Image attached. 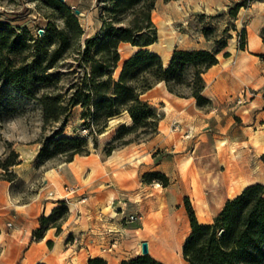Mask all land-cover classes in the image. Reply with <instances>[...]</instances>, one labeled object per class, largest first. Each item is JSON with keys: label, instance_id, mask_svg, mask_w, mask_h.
<instances>
[{"label": "crops", "instance_id": "crops-1", "mask_svg": "<svg viewBox=\"0 0 264 264\" xmlns=\"http://www.w3.org/2000/svg\"><path fill=\"white\" fill-rule=\"evenodd\" d=\"M67 2L80 11L86 38L101 29L95 0ZM263 27L264 22L257 33L246 30L245 49L239 48L236 35L232 37L226 49L231 55L221 54L219 63L205 73L203 94L212 101L210 107L171 94L161 82L142 96L151 103L164 101L158 132L147 142L110 155H104L102 143L100 151L76 155L72 161L48 162L33 172L30 187L35 193L30 195L15 192L11 182L0 180V264H87L91 258L120 264L143 255L144 241L156 260L188 264L183 248L192 228L185 199L201 224H211L229 199L251 185L264 184ZM179 39L184 45L177 49L205 48L200 46L202 37L194 40L179 33ZM160 40L158 30L157 48L149 49L162 58ZM122 45L134 49L126 59L138 50ZM175 50L174 42L170 61ZM126 59L121 53L116 77ZM158 86L160 93L155 92ZM119 116L123 117L118 122H133L127 112ZM177 122L179 130L174 129ZM68 130L65 127L62 135L70 136ZM113 137L114 133L107 141ZM153 171L166 174L170 185L144 182L143 176ZM17 173L27 181L31 178L21 169ZM73 185L79 189L67 192L66 187ZM61 202L69 208L61 231L52 227L42 240L32 241L40 216H49ZM131 215L140 219L132 222Z\"/></svg>", "mask_w": 264, "mask_h": 264}, {"label": "trees", "instance_id": "trees-1", "mask_svg": "<svg viewBox=\"0 0 264 264\" xmlns=\"http://www.w3.org/2000/svg\"><path fill=\"white\" fill-rule=\"evenodd\" d=\"M44 1L60 14L63 27L49 21L44 34L40 35L28 27L15 26L11 18L0 16V106L2 90L12 88L40 103L45 124L63 119V125L72 110L81 106L82 120L89 128L98 126L100 134L111 118L127 112L133 122L130 126L122 125L109 143L106 154L110 155L117 148L114 142L127 134H137L142 129L152 134L158 132L161 114L142 96L161 82L173 95L194 98L199 107L212 105L203 94L204 75L219 63L221 54L226 58L231 55L226 49L232 34L216 39L211 50L176 49L166 66L161 56L149 49L158 42V27L152 17L157 0H99L102 27L85 40L83 48L77 47L85 33L77 9L67 0ZM255 2L264 0L234 2L230 16L237 18L242 8ZM233 28L238 31L235 24ZM212 33V28L203 29L207 39ZM239 36V48L245 49L247 31L243 29ZM262 38L264 40L263 34ZM123 43L138 50L124 61L116 77ZM68 56H73L74 62L69 64L70 70L64 72L62 68ZM65 78H68L67 83ZM62 133L63 130H58L47 139L40 150L41 161L62 154L66 155L65 161H72L76 155L90 154L86 136L70 137ZM95 146H98L97 138ZM19 157V153L12 150L4 161L0 158V168L9 171L18 164ZM262 159L264 161V154ZM143 179L147 183L158 181L164 187L171 183L170 178L159 171L146 173ZM185 204L192 228L183 248L188 264H264V184L251 185L229 199L211 224L199 222L188 198ZM68 213V206L61 202L49 216L42 214L32 241L42 240L52 227L60 232ZM48 245L52 247L53 243L49 241ZM87 264L108 263L102 258H91ZM120 264L164 263L147 254Z\"/></svg>", "mask_w": 264, "mask_h": 264}, {"label": "rangeland", "instance_id": "rangeland-1", "mask_svg": "<svg viewBox=\"0 0 264 264\" xmlns=\"http://www.w3.org/2000/svg\"><path fill=\"white\" fill-rule=\"evenodd\" d=\"M85 1L87 4L91 2V0ZM239 1L241 0H157L152 17L155 19L153 21L157 25L158 30L163 27V23L169 27L170 32H167L166 37L169 35V37L173 38L175 49L184 45L183 41L179 39V33H188L194 40L202 37L200 46L205 47L204 49L207 50L214 48L216 39L228 38L229 34H232V37L235 35L238 37L239 45V32L245 29L257 33L264 22V5H253L256 2L245 8L246 11L243 10L241 14H238L237 18L234 19L230 16V7L233 6L234 2ZM95 2L99 13V0H95ZM78 14L80 18H83L80 13ZM0 16L11 18L15 26L28 27L35 34L37 31L39 33L41 29L45 30L47 28L45 24L49 21L56 22L60 27L64 26V21L60 14L52 5L46 4L44 0H0ZM234 24L237 26L238 31L234 30ZM204 28L213 29L210 39H207L203 34ZM263 30L264 27L260 31L261 37L262 34L264 35ZM86 39L83 36L77 47L83 48ZM231 39L229 38L228 41H232ZM120 52L123 59H126L134 52V49L128 45H122ZM73 58V56H68L65 60V65L62 68L64 72L70 70L69 64L74 62ZM261 59L264 61V54ZM64 82L67 83L68 78H65ZM155 92H162V87H156ZM1 97L0 158L4 161L10 156L12 150L19 153L20 157L17 161L18 164L12 166L9 171L0 168V180L11 182L15 192L30 195L35 193V189L30 187L34 181L33 172L35 170L40 171L42 166L51 161L66 160V155L63 154L47 160H40V150L47 139L58 130L64 131L65 127H69L70 137H82V128L88 125L82 121V114L73 110L68 117L66 125H63V119L59 122L45 124L43 108L37 100L28 99L12 88L3 89ZM151 104L162 115L161 109L164 101ZM121 117L123 116L111 118L101 134L98 133V126H90L92 127V133L87 136L90 153L100 151V144L105 143L102 152L107 155L106 148L117 136L121 126H130L132 124L123 121L118 122ZM113 133L114 137L107 141ZM156 134H152L150 130L146 129L140 130L137 134H127L124 138L114 142L117 147L115 150L124 148L127 145L147 142ZM95 138L98 141L97 147L95 146ZM125 141H130V143L123 144ZM203 160L204 158L202 157V163L204 162ZM18 169H21L25 176L30 175L31 178L28 181L21 178L17 173ZM153 183L163 186L158 181Z\"/></svg>", "mask_w": 264, "mask_h": 264}, {"label": "bare ground", "instance_id": "bare-ground-1", "mask_svg": "<svg viewBox=\"0 0 264 264\" xmlns=\"http://www.w3.org/2000/svg\"><path fill=\"white\" fill-rule=\"evenodd\" d=\"M168 31L170 32L169 27L167 25H164V23H163V27L159 29V35H160V39L163 40L162 42L160 40V43H161V47L160 48L162 49L161 54H162L163 62L166 65H168L169 62H170V55H171V52H172L173 47H174L173 38L169 37V35H168V37H166V34H167ZM154 44L151 45V46L156 47V45H154Z\"/></svg>", "mask_w": 264, "mask_h": 264}, {"label": "built area", "instance_id": "built-area-1", "mask_svg": "<svg viewBox=\"0 0 264 264\" xmlns=\"http://www.w3.org/2000/svg\"><path fill=\"white\" fill-rule=\"evenodd\" d=\"M174 129H175V130H179V129H180V123H179V122H177V123L174 125ZM91 133H92L91 128H89V127H83V128H82V136H86V137H87V136L91 135ZM78 189H79V187L76 186V185L66 187V190H67V192H69V193H73V192L77 191ZM51 194H53V193H51ZM86 199H87V198L84 197L82 200L85 201ZM139 219H140V216H137V215H131L130 218H129V220L132 221V222H136V221H138ZM113 247H116V242L113 243V246L111 247V249H112Z\"/></svg>", "mask_w": 264, "mask_h": 264}, {"label": "water", "instance_id": "water-1", "mask_svg": "<svg viewBox=\"0 0 264 264\" xmlns=\"http://www.w3.org/2000/svg\"><path fill=\"white\" fill-rule=\"evenodd\" d=\"M61 1H65V0H61ZM77 13H80V11L77 10ZM43 33H44V30H42V29L39 30V34L42 35ZM141 246H142V254L143 255L149 254L150 250H149V244H148V242L144 241Z\"/></svg>", "mask_w": 264, "mask_h": 264}]
</instances>
